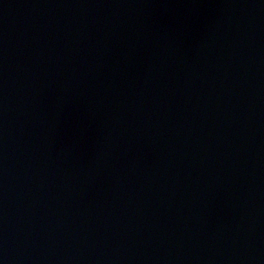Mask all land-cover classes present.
<instances>
[{
  "label": "water",
  "instance_id": "obj_1",
  "mask_svg": "<svg viewBox=\"0 0 264 264\" xmlns=\"http://www.w3.org/2000/svg\"><path fill=\"white\" fill-rule=\"evenodd\" d=\"M0 264H264V0H0Z\"/></svg>",
  "mask_w": 264,
  "mask_h": 264
}]
</instances>
